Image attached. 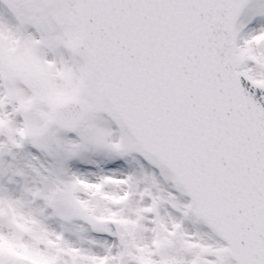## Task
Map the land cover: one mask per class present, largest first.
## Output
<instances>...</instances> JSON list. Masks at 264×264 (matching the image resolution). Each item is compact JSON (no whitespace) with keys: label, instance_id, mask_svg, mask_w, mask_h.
Here are the masks:
<instances>
[{"label":"snow or ice","instance_id":"1","mask_svg":"<svg viewBox=\"0 0 264 264\" xmlns=\"http://www.w3.org/2000/svg\"><path fill=\"white\" fill-rule=\"evenodd\" d=\"M0 264H264V0H0Z\"/></svg>","mask_w":264,"mask_h":264}]
</instances>
